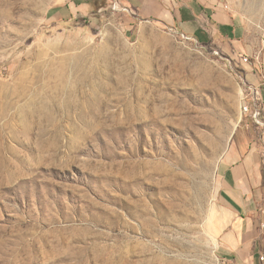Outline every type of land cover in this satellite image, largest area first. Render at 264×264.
Here are the masks:
<instances>
[{
  "label": "rangeland",
  "instance_id": "374dc122",
  "mask_svg": "<svg viewBox=\"0 0 264 264\" xmlns=\"http://www.w3.org/2000/svg\"><path fill=\"white\" fill-rule=\"evenodd\" d=\"M96 1L61 18L64 0H0V264H220L246 62L212 29L202 43ZM220 1L264 38V0Z\"/></svg>",
  "mask_w": 264,
  "mask_h": 264
},
{
  "label": "crops",
  "instance_id": "0c3cea01",
  "mask_svg": "<svg viewBox=\"0 0 264 264\" xmlns=\"http://www.w3.org/2000/svg\"><path fill=\"white\" fill-rule=\"evenodd\" d=\"M139 17L170 25L202 43L212 39L237 61L246 77L261 86L264 101V38L253 34L220 0H118ZM96 0H64L54 14L88 15ZM63 20V19H61ZM67 21V20H66ZM260 129L246 121L221 163L214 228L226 264H264V163Z\"/></svg>",
  "mask_w": 264,
  "mask_h": 264
},
{
  "label": "built area",
  "instance_id": "2783aa9c",
  "mask_svg": "<svg viewBox=\"0 0 264 264\" xmlns=\"http://www.w3.org/2000/svg\"><path fill=\"white\" fill-rule=\"evenodd\" d=\"M116 4L118 2H115ZM244 62H248V56H244ZM252 92L247 96L248 103L244 104V112L250 115L254 124L260 129L261 136L264 137V101L262 97L261 86L254 84L251 86ZM262 161L264 163V139L262 140ZM261 261H264V255L261 256ZM220 264H226L222 259L219 261Z\"/></svg>",
  "mask_w": 264,
  "mask_h": 264
},
{
  "label": "bare ground",
  "instance_id": "6f19581e",
  "mask_svg": "<svg viewBox=\"0 0 264 264\" xmlns=\"http://www.w3.org/2000/svg\"><path fill=\"white\" fill-rule=\"evenodd\" d=\"M71 71V69H62V71H61V75H60V78H61V80L62 81H64V83H66V85H64V88H63V92L64 91H66V92H69L70 91V89H73L72 88V86L73 85H71V84H69L68 83V77H67V71ZM92 70H94V71H91V70H88V69H74L73 71L74 72H76V73H78V75H79V77H81V81H83V82H85V81H89L90 83L89 84H91V80L93 79V77L94 76H96V75H98V74H100V72L101 71H99V70H95V69H92ZM69 71V72H70ZM75 73V75H77ZM102 74V73H101ZM68 76H70V74L68 75ZM76 77V76H75ZM91 79V80H90ZM81 81H79L80 83H81V85L83 84V82H81ZM93 82V81H92ZM87 84V83H86ZM84 86H85V84H84ZM56 88H58V87H56ZM55 88V89H56ZM57 90V89H56ZM58 90H59V88H58ZM37 96V95H36ZM35 97V96H34ZM38 97V96H37ZM36 103V102H35ZM34 103V101H33V103H32V105L33 104H35ZM33 106H35V105H33ZM40 107V106H39ZM42 107H44V106H42ZM32 109V108H31ZM40 109V108H39ZM25 110V109H24ZM37 111V110H36ZM24 113L26 114V115H29V114H32V113H35V111L34 110H26V112L24 111ZM39 113V112H38Z\"/></svg>",
  "mask_w": 264,
  "mask_h": 264
}]
</instances>
